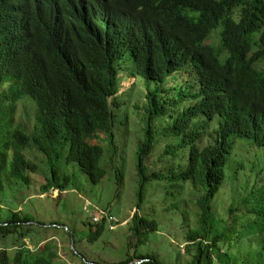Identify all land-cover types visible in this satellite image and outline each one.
<instances>
[{
	"label": "trees",
	"instance_id": "trees-1",
	"mask_svg": "<svg viewBox=\"0 0 264 264\" xmlns=\"http://www.w3.org/2000/svg\"><path fill=\"white\" fill-rule=\"evenodd\" d=\"M103 1L109 3L111 11L123 17H135L143 23L138 45L133 49L128 47L127 53L119 47L115 54L110 46L99 49L93 57L88 56L91 42H87L86 48L75 54L76 59L68 61L59 54L51 37L45 50L46 58L31 62L23 55L9 64L0 56V80L3 81L0 82V135L7 129L5 138L8 136V140H5L9 149L7 158L0 156V165L4 163V171L9 170L11 178L7 181L1 167L0 193H4L7 185L15 182L13 180L20 182L21 179L29 185L32 195L44 196L59 190L62 198V193L70 187V179L60 178L61 172L51 156L57 160L64 158L67 166L78 165L93 184L102 183L106 172L100 169L101 147L90 146L88 142L103 137L101 131L112 117L108 99L117 93V83L109 68L112 57L121 56L120 62L135 60L138 55L133 65L147 85L168 84L170 78L177 83L178 77L194 75L193 82L184 88L170 90L173 96L180 97L178 100H183L187 90L207 93L216 85L225 90L232 80L244 77L262 90L264 0H140L138 5L144 4L146 9L141 13L135 5L137 0ZM75 2L85 14L90 9L78 0ZM53 26L61 36L59 21L54 20ZM208 41L215 44H206ZM129 45L124 43L123 46ZM254 49L260 52L257 56L252 53ZM63 51L67 53L64 46ZM156 97L157 93L151 91L152 105L158 103ZM27 98L37 102L36 116L28 119L36 123L35 133L18 126L12 110L15 100ZM248 100L262 102L263 113L259 115L261 118H252L251 132L244 133L241 128L233 132L239 134L233 144L264 137V101L256 94L250 95ZM29 148H34L33 151L37 148L40 155L45 156L46 174L25 153ZM153 150L151 146L142 148L140 156H148ZM174 153H178L176 147L159 151L154 174L139 160L137 206L140 211L131 222L128 254L136 246H147L151 229L155 233L163 231L154 211L163 212L160 201L164 200L166 214L183 217L181 223L187 243L184 254L190 259L188 264H264V180L252 185L246 176L240 178L238 169L228 171L222 162H208L203 156L188 161L187 165L177 164L169 157ZM48 164L53 167L51 171ZM237 165L257 169L254 163ZM40 179L45 180L43 185ZM189 182L193 188L197 186L194 190L197 199L190 194ZM227 187L229 189H225ZM150 190L149 199L157 205L153 211L142 209ZM224 196H228L227 209L219 211L216 203ZM23 215L16 212L0 218V237L12 239L15 247L1 250L0 264H57L59 255L54 243H46L37 252L28 247V239L34 243L40 235L41 240L46 236L44 229L36 232V226L31 224L34 221ZM104 222L106 220L92 231L88 243L94 244L104 234ZM73 237L70 234V243ZM75 249L77 254L69 250L71 264L77 261L101 264L81 257L77 247ZM129 257L120 264L143 260H147L144 264H165L151 254Z\"/></svg>",
	"mask_w": 264,
	"mask_h": 264
},
{
	"label": "clouds",
	"instance_id": "clouds-1",
	"mask_svg": "<svg viewBox=\"0 0 264 264\" xmlns=\"http://www.w3.org/2000/svg\"><path fill=\"white\" fill-rule=\"evenodd\" d=\"M78 1L89 6L90 9L87 10L86 14L81 11L75 0H0L1 58L6 59V63L9 64L23 55L31 62L46 58L45 50L50 45L49 38L51 37L56 42L59 54L68 61H74L76 59L75 54L80 53V50L83 51L87 42H91V49L87 53H89L88 56L92 57L102 48L109 49L111 46L112 52L116 54L115 50L119 47H122L124 53H127L128 47L133 49L138 45L139 34L143 29L142 21H137L135 17H123L117 12L111 11L109 3L103 0ZM139 2L141 1L137 0L135 5H138ZM137 9L138 13L146 10L144 4L138 5ZM53 17L54 19H52ZM54 20L59 21L58 30H61V36L54 29ZM128 22L130 23L129 26H127ZM113 38L116 41H113ZM124 43L130 45L124 47ZM22 44H25V47ZM206 44L212 46L215 43L208 41ZM63 46L67 49V53H64ZM252 53L257 56L260 52L254 49ZM120 57L110 59L111 66L109 68H112L113 80L117 83V93L108 99L112 117L106 128L101 131L103 132V137H101L103 139L111 133L114 127V119L122 117V112L115 107V103L125 94L124 92L129 86H133L131 89L136 86L138 78L144 80L138 75L136 67L133 65L137 62L138 55L135 60L125 59L118 62ZM185 61L187 62L186 58ZM193 76L178 77L177 83L170 78L168 84L152 83L147 85L144 80L146 85L145 96L148 102V106L142 109L140 118L144 140L134 144L130 154L136 166V173H134L133 178L137 190L139 187L137 176L139 160L146 166L145 160L148 159V166L146 167L150 174H154L157 171L156 165L159 160L153 156H158L162 149H169L170 151L174 147L178 149V153L169 156L174 163L187 165L188 161L203 156L208 162L212 160L222 162L228 171L238 169L240 178L246 176V180L249 179L252 185L264 180V137L252 141L239 140L233 144L235 136L239 135L233 132L238 128L243 129L244 133L251 132L254 128L252 118L263 113V107L260 105L262 102L249 101L248 97L256 94L264 101V86H262V90H259L248 77H244L232 80L225 90H222L220 85L213 86L207 93L201 92L199 89L196 91L187 90L183 100H178L180 98L178 95L173 96L170 93V90L184 88L189 82H193L191 79ZM0 82L3 81L0 80ZM151 91L157 93L158 103L156 105H152L150 101ZM22 108L23 113L21 112ZM12 110L16 114L17 125L25 128L22 121L36 116L37 102L31 98L19 102L15 100ZM98 140L92 139L88 144L99 146ZM130 142L131 140L128 145ZM147 146L154 148L153 152L148 156L141 157L140 150ZM33 149L29 148V153ZM69 149L70 145L67 148L68 152ZM101 150L100 169L105 171L107 176L106 169L102 167L105 152L102 147ZM34 151L39 153L37 148ZM241 163H254L257 169L251 170L237 165ZM41 168L43 169V166ZM87 177L90 179L88 175ZM190 184L192 185V183ZM195 189L197 186L193 188L192 185L190 194L193 193V197L197 199L194 195ZM225 189H229V187ZM53 192L61 193L59 190L51 191L52 194ZM88 206L85 207L86 211L90 210ZM161 206L165 213L166 205ZM136 207L135 215L140 211L138 206ZM101 214L102 217L94 216L91 221L99 224L106 220L104 225L109 224L111 231H114L120 224L119 220L111 215V211L104 210ZM186 245V242L182 243V249H185ZM75 248L73 237L71 249L77 254ZM145 262L147 260L136 261L135 264H144Z\"/></svg>",
	"mask_w": 264,
	"mask_h": 264
},
{
	"label": "rangeland",
	"instance_id": "rangeland-1",
	"mask_svg": "<svg viewBox=\"0 0 264 264\" xmlns=\"http://www.w3.org/2000/svg\"><path fill=\"white\" fill-rule=\"evenodd\" d=\"M145 86V81L138 78L133 89H131L133 86L126 89L125 94L115 103V107L122 112V117L115 118L111 133L104 139L100 137L97 141L105 152L102 167L106 169L107 176L102 183H91L78 166H67L64 158L57 160L55 156H51L49 158L51 161L55 160L56 168L61 172L60 178L62 180L70 179V187L62 193V198L59 192L49 193L44 197L37 195L38 193L32 195L29 185L21 179L20 182L13 180L15 182L7 185V190L4 193H0V218L22 212L23 216H28L34 221L31 224L36 226V232H42L44 229L46 239L41 240L42 236L40 235L34 243L27 240L30 249L37 252L44 248L46 243H54V248L59 255L57 264H71L72 259L69 251L71 250L69 241L71 234L77 241L76 247L79 250V255L101 264H120L129 259L130 255L134 256L135 254H151L165 264L189 263L190 259L184 254V249L181 246L185 242L183 224L181 223L182 215L174 216L160 210L154 212L157 213V220L161 222L160 226L163 231L155 233L151 229V241L147 246H136L128 254L132 241L130 224L137 212L136 206L138 205L137 187L133 178L136 166L130 154L133 151L132 146L144 140L140 118L142 109L148 106ZM23 111L22 108L21 112L23 113ZM22 123L25 128H28L26 130L32 133L36 131L35 122L24 120ZM6 133L7 129H4L0 135V156L3 158L9 156ZM130 140V145H128ZM29 151L28 149L25 153L41 169L45 156H41L37 151H31V153ZM153 157L159 160L158 156ZM147 161L148 159L145 160L146 166H148ZM1 167L2 175L8 181L11 179L9 170L4 171V163L0 165V169ZM48 167L50 171L53 169L50 164ZM43 170L42 173L46 174L48 169L43 167ZM153 171L155 170L153 169ZM44 179H40L41 185L45 183ZM150 195L151 190L148 192V198L142 205V209L153 211L152 208L157 205L151 203ZM227 200L228 196L222 197L218 201L216 209L226 210ZM163 204H165L164 201L160 202V205ZM86 206L90 209L89 211L85 210ZM104 210L111 211V215L119 220L120 224L114 231L110 230L109 224H105L104 234L94 244H90L88 240L92 231L102 226L101 223L94 224L91 220L94 216L102 217L101 212ZM6 248L15 249L12 239L3 240L0 237V252ZM75 264L80 263L77 261Z\"/></svg>",
	"mask_w": 264,
	"mask_h": 264
},
{
	"label": "bare ground",
	"instance_id": "bare-ground-1",
	"mask_svg": "<svg viewBox=\"0 0 264 264\" xmlns=\"http://www.w3.org/2000/svg\"><path fill=\"white\" fill-rule=\"evenodd\" d=\"M80 4V3H79ZM177 80V79H176Z\"/></svg>",
	"mask_w": 264,
	"mask_h": 264
}]
</instances>
